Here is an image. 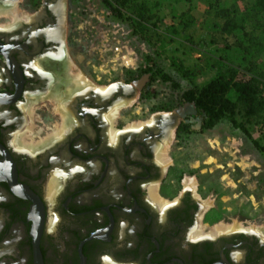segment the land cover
Returning a JSON list of instances; mask_svg holds the SVG:
<instances>
[{
  "label": "flooded vegetation",
  "instance_id": "obj_1",
  "mask_svg": "<svg viewBox=\"0 0 264 264\" xmlns=\"http://www.w3.org/2000/svg\"><path fill=\"white\" fill-rule=\"evenodd\" d=\"M24 2L0 0V264H264L263 232L213 233L201 198L163 195L175 126L117 127L112 109L135 91L76 77L67 0ZM34 110L42 139L28 143Z\"/></svg>",
  "mask_w": 264,
  "mask_h": 264
},
{
  "label": "rangeland",
  "instance_id": "obj_2",
  "mask_svg": "<svg viewBox=\"0 0 264 264\" xmlns=\"http://www.w3.org/2000/svg\"><path fill=\"white\" fill-rule=\"evenodd\" d=\"M111 1L122 16L103 0H67L65 45L73 72L113 89L119 82L139 83L129 101L112 109L118 128L152 122L157 113L178 114L173 134L159 149L169 160L164 161L165 181L159 184L166 198H179L189 189L204 201L213 231L238 224L264 233V125L254 127L252 136L229 118L205 128L207 115L181 100L184 90L209 81L215 73L210 66L219 61L231 60L243 79L264 70V31L256 22L248 24L249 32L256 28L252 39L220 30L224 19L219 10L235 8L240 16L253 0H130L126 5ZM30 5L25 0L17 7ZM184 69L193 70V77ZM39 112H33L34 141L40 139L33 132L35 124H41ZM20 136L25 142L32 140L26 132Z\"/></svg>",
  "mask_w": 264,
  "mask_h": 264
},
{
  "label": "trees",
  "instance_id": "obj_3",
  "mask_svg": "<svg viewBox=\"0 0 264 264\" xmlns=\"http://www.w3.org/2000/svg\"><path fill=\"white\" fill-rule=\"evenodd\" d=\"M129 1L114 0L120 5H126ZM103 2L119 16L123 15L113 1L103 0ZM238 13L235 8L219 10V16L224 19L221 32L227 35L240 32L250 39L252 37L250 33L254 29L260 28L264 31V0H253L250 8L245 9L240 16ZM251 21L256 22L258 27H253L249 32L247 29ZM245 49L248 52L247 48ZM248 64H253V61L249 60ZM210 67L216 69L214 77L202 86L195 85L184 90L181 100L193 103L207 115L203 127L212 128L221 120L229 118L235 127L252 136L254 127L264 125V70L251 72L250 78L243 79L238 76V66L231 60L219 61ZM184 73L193 77L195 72L184 69Z\"/></svg>",
  "mask_w": 264,
  "mask_h": 264
},
{
  "label": "bare ground",
  "instance_id": "obj_4",
  "mask_svg": "<svg viewBox=\"0 0 264 264\" xmlns=\"http://www.w3.org/2000/svg\"><path fill=\"white\" fill-rule=\"evenodd\" d=\"M76 75V77H79V78H82V76H83V73L82 72H78L77 71V73L75 74ZM58 102V101H57ZM61 103V101L60 102H58L57 104H59L58 105V110L61 112V108H60V104ZM56 104V105H57ZM32 113V112H31ZM152 121H153V119H152ZM155 121V120H154ZM132 127H133V125H131ZM60 128V127H59ZM114 129V128H113ZM62 130V129H61ZM137 130V129H136ZM30 132H28V134L27 135H30V137L32 138V140L34 141V138L32 137V134L30 133ZM115 131H113L112 132V136L114 137L115 135ZM56 136H57V134H56ZM59 136V135H58ZM29 137V136H28ZM30 138V139H31ZM42 139V138H41ZM40 139V140H41ZM116 139V138H115ZM32 140H30V141H32ZM115 141V140H114ZM25 142V141H24ZM27 142V141H26ZM29 143V142H28ZM31 143V142H30ZM32 143H34V142H32ZM33 145V144H32ZM27 147V146H26ZM160 158L163 160V161H165V162H169V160H168V156H167V152L164 150V153L160 156ZM160 160V159H159ZM189 186V185H188ZM152 187V186H151ZM150 187V188H151ZM158 187V186H157ZM157 187H155L154 189H150L151 190V196H153V198L155 199V201L157 200V202L158 203H160L159 205L160 206H165L166 204H167V201L166 200H164L163 199V197L162 196H160V194L158 193V190H157ZM238 224H235V225H233L232 227H235V228H238ZM223 227H225V226H219L215 231L216 232H220V231H222L224 228ZM230 226H227L225 229H227V228H229ZM215 231H213V233L215 232Z\"/></svg>",
  "mask_w": 264,
  "mask_h": 264
},
{
  "label": "water",
  "instance_id": "obj_5",
  "mask_svg": "<svg viewBox=\"0 0 264 264\" xmlns=\"http://www.w3.org/2000/svg\"><path fill=\"white\" fill-rule=\"evenodd\" d=\"M119 83H122V84H123V82H119ZM137 86H139V83H135V85H126V87H127L128 89H131L132 91H136ZM161 116H163V117H165V118L171 120L172 123L174 124V126L177 124L178 119H179L178 114L175 113V112H172V113H170V114H169V113H157V114H155V115L153 116V121H154V120H155V121H159V118H160Z\"/></svg>",
  "mask_w": 264,
  "mask_h": 264
},
{
  "label": "crops",
  "instance_id": "obj_6",
  "mask_svg": "<svg viewBox=\"0 0 264 264\" xmlns=\"http://www.w3.org/2000/svg\"><path fill=\"white\" fill-rule=\"evenodd\" d=\"M207 70H208V69H207ZM212 72H215V73L211 76V78H213L214 75L216 74V69L213 68V69H212ZM212 72H211V73H212ZM211 78H210V79H211ZM210 79H209V80H210Z\"/></svg>",
  "mask_w": 264,
  "mask_h": 264
}]
</instances>
